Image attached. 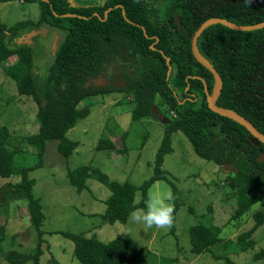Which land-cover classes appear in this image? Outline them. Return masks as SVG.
Listing matches in <instances>:
<instances>
[{
    "label": "trees",
    "instance_id": "16d2710c",
    "mask_svg": "<svg viewBox=\"0 0 264 264\" xmlns=\"http://www.w3.org/2000/svg\"><path fill=\"white\" fill-rule=\"evenodd\" d=\"M33 1L39 7L35 22L18 21L7 28L0 22V62L16 81L17 91L37 104L38 131L26 136L25 141L35 146L39 159L48 139L57 140V150L68 156L77 142L66 137V132L78 118L89 113L88 105L78 106L85 97L109 94L117 89L131 94L133 120L147 117L158 97L173 113V119L164 129L155 155L154 173L135 186L126 180H110L93 169L97 179L110 191L100 217L108 223H124L135 208L146 210L147 190L157 179L171 183L176 203V188L160 166L163 155L172 151L171 131L179 129L199 157L231 169L226 175V186L233 201L231 206H226L229 207L226 220L216 222V213L222 209L210 205L208 223L198 222L188 228L190 250L208 252L212 244L221 240L220 233L226 223L240 221L254 203L264 198V160L259 159L264 144L244 126L207 106L203 80L208 93L214 80L211 72L192 55L190 37L202 21L213 16L242 25L264 21V0H104L97 6L91 4L94 0L87 5L77 4L75 0ZM67 13L74 15H64ZM44 21L63 30L65 36L54 58L40 72L35 69L36 47L11 39ZM197 47L222 78L216 104L241 114L264 134V27L235 30L220 23L212 24L198 37ZM12 55L16 59L5 63ZM127 61L134 63L139 75L127 77L124 86L114 87L109 79L105 87L92 83L109 65ZM8 142V130L1 126L0 177L5 178L10 176L13 166L14 150L7 147ZM97 147L115 146L108 138H100ZM91 170L88 165L69 169V182L77 190L86 188ZM27 171L26 167L21 171L20 186L28 200L30 224L40 236L44 215L38 198L32 196V179L27 178ZM136 190L141 195L137 203L134 202ZM175 211L176 207L172 211V232ZM252 216L254 225L237 237L241 250L253 244L249 239L251 233L264 223L261 210L254 211ZM61 234L73 242V255L80 264H146L125 233L108 241L83 233L62 231ZM3 236L4 224L0 223V241ZM263 253L264 249L254 256L260 258ZM36 255L9 250L5 258L9 264H24L31 257L36 259ZM226 262L236 264L227 259Z\"/></svg>",
    "mask_w": 264,
    "mask_h": 264
},
{
    "label": "rangeland",
    "instance_id": "374dc122",
    "mask_svg": "<svg viewBox=\"0 0 264 264\" xmlns=\"http://www.w3.org/2000/svg\"><path fill=\"white\" fill-rule=\"evenodd\" d=\"M38 15L39 7L33 0L0 3V22L6 28L18 21L35 22ZM52 41L49 35L34 39L38 53L35 69L40 72L46 62L51 61ZM15 59V55L10 56L5 63H12ZM130 64H133L131 78L137 77L139 71L134 63ZM118 72L117 66L112 67L108 77L115 78ZM103 75L94 82L104 84V78H107ZM84 105H88L89 113L78 118L66 132V137L77 142L75 149L64 156L57 150V140L48 139L39 159L35 146L25 141L26 136L38 131L37 104L30 96L17 91L16 81L0 62V127L7 128V147L14 150L10 176L0 177V223L4 224L0 264H9L5 258L9 250L28 255L37 253L36 259L31 257L24 264H80L73 255V242L63 236L62 231L83 233L102 241L125 233L146 264H230L226 259L236 264H264V253L260 258L254 256L264 249V223L251 233L249 239L253 244L247 250H241L237 242L238 235L254 225L253 212L261 210L264 214V198L254 203L240 221L226 223L220 233L221 240L212 244L208 252L193 253L190 250L188 228L198 222L208 223L210 205L222 209L216 213V222L226 220L229 215L226 206L232 204L233 197L226 186V175L231 169L199 157L179 129L171 131L172 151L163 155L160 166L176 188V203L173 198L170 201L163 199L165 205L172 209L176 207L174 232L171 231L172 223L164 228H147L142 223L130 222L131 213L142 209L140 207L130 212L124 223L103 221L100 214L104 212L105 199L110 191L97 179L93 169L110 180H126L139 186L154 173L155 155L173 113L156 97L149 115L133 120L132 95L118 89L109 94L87 96L78 104L79 107ZM100 138H108L115 147L98 148ZM82 165H88L92 170L85 181L86 188L77 190L69 182L67 171ZM25 167L28 168L27 178L32 179V196L38 198L44 215L40 236L30 224L28 200L20 186L21 171ZM172 191L170 182L157 179L147 190V200L153 192L165 197L167 193L172 195ZM140 198V191L136 190L134 202Z\"/></svg>",
    "mask_w": 264,
    "mask_h": 264
},
{
    "label": "water",
    "instance_id": "95a60500",
    "mask_svg": "<svg viewBox=\"0 0 264 264\" xmlns=\"http://www.w3.org/2000/svg\"><path fill=\"white\" fill-rule=\"evenodd\" d=\"M64 15H74V14L67 13ZM176 22H177V20H176ZM216 23H220L224 26H227V27H229L231 29H235V30H253V29L263 28L264 27V21L254 23V24L242 25V24L233 23V22H231L225 18H222V17L213 16V17H209V18L205 19L204 21H202L199 24V26L193 31V33L190 37V48H191L192 55L194 56V58L199 63H201L205 68H207L211 72V74L213 76V80H214L213 88H212V91L210 93L207 92L206 84H205V81L203 80L205 93H206L207 106L212 111H214V112H216L222 116H226V117L236 121L237 123L241 124L242 126H244L246 128V130L253 137H255L256 139H258V141H260L264 144V134H262L248 119H246L244 116L237 113L236 111H233L229 108L218 106L216 104V100H217L218 96L220 95L221 88H222V78H221L219 72L213 66V64L200 53V51L198 50V47H197V39L200 36V34L202 33V31L206 27H208L209 25L216 24ZM42 25L43 26L41 28H38L37 30L33 29L30 32L26 33L24 36H21L18 39V42L36 45L31 38L32 35H34L36 33H40V32L45 33L47 31H51V33L53 34V41L51 44V53H50L49 58H51V60H52L54 58L58 48H59L61 41L63 40V38L65 36V32L63 30H60L59 28H57L53 24L48 23L47 21L43 22ZM150 47L153 48V46H150ZM166 62L167 63L169 62V59L167 57H166ZM168 70H170L169 66H168ZM198 78H201V77H198ZM259 159L264 160V152H262L259 155Z\"/></svg>",
    "mask_w": 264,
    "mask_h": 264
},
{
    "label": "clouds",
    "instance_id": "9594fccd",
    "mask_svg": "<svg viewBox=\"0 0 264 264\" xmlns=\"http://www.w3.org/2000/svg\"><path fill=\"white\" fill-rule=\"evenodd\" d=\"M165 198L170 201L172 199L171 193H167L165 197H162L159 192L151 193L147 200V211L143 209L134 210L130 215V222L142 223L147 228L170 226L173 209L163 203Z\"/></svg>",
    "mask_w": 264,
    "mask_h": 264
},
{
    "label": "flooded vegetation",
    "instance_id": "af4514ba",
    "mask_svg": "<svg viewBox=\"0 0 264 264\" xmlns=\"http://www.w3.org/2000/svg\"><path fill=\"white\" fill-rule=\"evenodd\" d=\"M3 1H7V0H3ZM3 1H0V3L1 2H3ZM75 2L77 3V4H81V5H87V4H85V3H88V2H91V0H75ZM94 2L95 3H91V4H94V5H102L103 3H104V0H94ZM106 11L107 10H105L104 11V14L106 13ZM45 22V21H44ZM43 23V22H42ZM42 23H40L39 25H38V27H36V28H32V29H30L29 31H27V32H24V33H22V34H19L17 37H14V38H12L11 40H14V42H16V43H19L18 42V39L21 37V36H24L26 33H28V32H30L31 30H37L38 28H41L43 25H42ZM49 23V22H48ZM51 24V23H50ZM48 35L53 39V34L51 33V31H47V32H45V33H42V32H40V33H36V34H34V35H32L31 36V38H32V40L34 41V39L36 38V37H39V38H45V37H48ZM36 42V41H35ZM29 45H33V44H29ZM37 45V44H36ZM36 45L34 46V47H36ZM13 56V55H12ZM130 63H132L131 61H127V62H123V63H121V62H117V63H114V64H112V65H109V67H108V70L105 72V71H101L102 73V75H103V73H105L104 75L106 76V78L107 79H105L104 78V75L102 76L103 78H104V80H105V83L104 84H102V85H99L98 83H95L94 82V80H98V79H100L101 78V74H99V75H97V77L95 78V79H92V83L95 85V86H97V87H105L106 85H107V80L109 79L110 81H113L112 83H113V85H114V87H122V86H124L125 85V79L128 77V78H131V76H130V73H131V70L133 71V69H132V67H133V64H132V66H131V64ZM115 66H117L118 68H119V71L120 72H118V74H117V76L115 75V78L113 79V78H109L108 76L110 75V70H111V68L113 67H115ZM100 76V77H99ZM102 78V79H103Z\"/></svg>",
    "mask_w": 264,
    "mask_h": 264
}]
</instances>
